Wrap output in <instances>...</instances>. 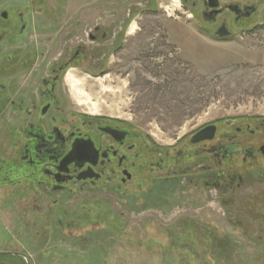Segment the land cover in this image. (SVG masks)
<instances>
[{"label":"rangeland","instance_id":"obj_1","mask_svg":"<svg viewBox=\"0 0 264 264\" xmlns=\"http://www.w3.org/2000/svg\"><path fill=\"white\" fill-rule=\"evenodd\" d=\"M36 2L42 33L30 40L43 42L48 58L80 43L90 55L63 75L67 108L121 120L163 147L207 123L222 128L230 120H264L260 37L203 39L182 0ZM71 69L89 95L85 104L67 83ZM93 103L98 114L90 111ZM25 188L5 187L0 196L3 264H264V226H234L227 209L185 212L146 191L138 197L98 189L47 197Z\"/></svg>","mask_w":264,"mask_h":264},{"label":"flooded vegetation","instance_id":"obj_2","mask_svg":"<svg viewBox=\"0 0 264 264\" xmlns=\"http://www.w3.org/2000/svg\"><path fill=\"white\" fill-rule=\"evenodd\" d=\"M36 1L0 0L1 197L10 186L47 197L96 189L138 197L146 191L185 212L222 208L234 226H264V120H230L222 128L207 123L163 147L121 120L67 108L63 75L90 55L80 43L48 58L43 42L30 40L42 33ZM182 2L199 37L256 36L255 47L264 51V0Z\"/></svg>","mask_w":264,"mask_h":264},{"label":"bare ground","instance_id":"obj_3","mask_svg":"<svg viewBox=\"0 0 264 264\" xmlns=\"http://www.w3.org/2000/svg\"><path fill=\"white\" fill-rule=\"evenodd\" d=\"M167 8L169 9V6ZM135 29H136V26L135 24H133L130 28V33L135 32ZM66 80H67V83L70 85L73 91L72 93L79 104H85L88 100H90L89 95L85 94L84 90L80 87L81 81L80 79L76 77L72 69L67 73ZM91 105L92 106L90 108V111L93 114H98L99 109L97 108L96 104L93 103Z\"/></svg>","mask_w":264,"mask_h":264},{"label":"water","instance_id":"obj_4","mask_svg":"<svg viewBox=\"0 0 264 264\" xmlns=\"http://www.w3.org/2000/svg\"><path fill=\"white\" fill-rule=\"evenodd\" d=\"M209 137H212V136H209ZM201 139V138H200ZM0 264H2V263H0Z\"/></svg>","mask_w":264,"mask_h":264}]
</instances>
